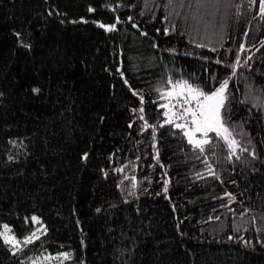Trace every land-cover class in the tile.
I'll return each mask as SVG.
<instances>
[{
    "label": "trees",
    "instance_id": "trees-1",
    "mask_svg": "<svg viewBox=\"0 0 264 264\" xmlns=\"http://www.w3.org/2000/svg\"><path fill=\"white\" fill-rule=\"evenodd\" d=\"M148 2L0 0V224L21 237L38 227L35 213L47 228L15 253L0 239V264H264V107L252 100L264 96L259 0L202 9L207 33L196 0ZM117 16L112 30L95 23ZM242 42L241 57L251 56L229 79L222 115L244 151L229 159L217 139L205 161L179 129L157 123L158 87L171 75L210 90ZM133 89L156 126L157 160Z\"/></svg>",
    "mask_w": 264,
    "mask_h": 264
},
{
    "label": "snow or ice",
    "instance_id": "snow-or-ice-1",
    "mask_svg": "<svg viewBox=\"0 0 264 264\" xmlns=\"http://www.w3.org/2000/svg\"><path fill=\"white\" fill-rule=\"evenodd\" d=\"M119 2V0H118ZM253 4V0H248V7L251 8ZM108 8H113L112 4L106 5ZM131 7L132 5H128ZM183 0H167L164 4L165 10L176 7H183ZM220 6V0H196L195 8L193 9V18L198 19L199 21L204 22L205 33L208 31L209 23L205 19L206 13L201 11L202 9H216ZM145 7H151L148 0H145ZM239 10V5H236ZM90 12L93 11V8L89 6L88 9ZM143 14V12L141 13ZM213 16L215 12L211 13ZM258 15L264 16V0H259L258 3ZM81 20L84 17H80ZM128 20H132V17H127ZM162 19H166V17H162ZM120 17L117 16L115 18V22L112 23H103L100 20H96L95 23L102 27L105 30L115 29L117 23H119ZM134 27H138V25L133 24ZM160 31V29H157ZM164 33L167 34L169 29L164 28ZM212 34H216L213 32ZM17 36H20V33H16ZM22 42V41H21ZM196 43L195 40L192 41ZM199 47H208L207 44H200ZM250 47V46H249ZM245 48V44L242 42L240 44V48L237 50L235 60L230 65V70H228V74L220 80L218 84H213L210 90H206V85L203 84H193L188 79L183 77L174 79L171 75H169L167 79V85H161L158 87V91L162 94L161 99L165 102L161 105H156L157 107L163 108V117L165 119H158L157 123L160 125L169 124L172 128L179 129L182 133L183 137L187 139L188 143L191 145L193 149H198L199 152L204 155L205 161L209 159L207 152L208 148H215L216 140L222 141L223 146H225L228 150V158L231 159L237 152V149L240 151H244L240 147L238 143L237 137L234 135V128L230 126L226 118L222 115V109L227 107L226 101L228 100L227 89L229 85L230 77L237 72V68L239 64L243 61H247L251 56V52L244 56L243 58L240 55V51ZM169 52L175 51V49H168ZM191 54V53H189ZM207 59V57H205ZM218 63H224V61H217ZM245 67H251L250 64H245ZM123 76V72L120 73ZM125 84H128V81L124 80ZM33 92H38L39 88L34 87L32 89ZM134 94L139 96V100L141 102V106L139 108L140 119L143 121V124L140 127V131L144 132L146 129H152V146L156 155L152 158L154 160L158 159L159 152L156 149V126L154 124H150L148 119L145 118V108H144V96L140 95L133 89ZM245 99H248L246 96ZM253 103L259 106L264 107V96H254L252 97ZM133 113L137 112V108L131 109ZM136 117H133L135 120ZM132 121H129V125L131 126ZM210 133H214V136L209 135ZM13 144L16 141H11ZM215 155V153H212ZM254 155V153H252ZM88 153L85 152L82 154V157H87ZM238 158V157H237ZM9 160L13 159L12 156L8 157ZM163 167V165H161ZM122 169L123 166L121 165ZM208 174L216 175V173L211 172L209 170ZM165 175H167L165 173ZM132 187L136 186V177H132ZM169 184L168 179L163 180L164 191H167V186ZM119 187V185H117ZM222 195L230 197L229 203H232L233 200L236 199L234 195L230 192H225ZM245 212L248 209L244 210ZM241 216L244 213H240ZM211 219V217H210ZM255 219V217H253ZM28 217H25V223H27ZM32 224L35 225L38 222V227H32L31 231L27 234L17 237L11 229L12 225L8 223L0 224V239L8 245L13 253L17 252L19 249H22L27 244L32 241H35L41 235V229L43 232H47V228L41 221L40 216L35 213L31 216ZM246 243H250L245 241ZM58 257H68L70 255L69 252H59L55 254ZM51 256L44 257L45 260L50 259ZM33 264H36V261L33 260Z\"/></svg>",
    "mask_w": 264,
    "mask_h": 264
},
{
    "label": "rangeland",
    "instance_id": "rangeland-1",
    "mask_svg": "<svg viewBox=\"0 0 264 264\" xmlns=\"http://www.w3.org/2000/svg\"><path fill=\"white\" fill-rule=\"evenodd\" d=\"M164 102H165V101H164ZM164 102H163V103H164Z\"/></svg>",
    "mask_w": 264,
    "mask_h": 264
}]
</instances>
